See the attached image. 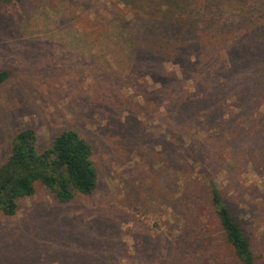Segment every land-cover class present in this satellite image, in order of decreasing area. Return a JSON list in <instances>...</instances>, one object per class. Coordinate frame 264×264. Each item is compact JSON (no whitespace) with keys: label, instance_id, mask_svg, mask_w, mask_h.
<instances>
[{"label":"rangeland","instance_id":"rangeland-1","mask_svg":"<svg viewBox=\"0 0 264 264\" xmlns=\"http://www.w3.org/2000/svg\"><path fill=\"white\" fill-rule=\"evenodd\" d=\"M142 1L0 4V70L9 72L0 83V164L18 130L34 128L40 149L71 128L91 143L98 172L91 194L59 202L37 182L15 215L0 212V264H242L208 202L209 182L264 264L260 120L227 114L225 103L214 117L208 71L205 80L186 78L166 61L157 80L132 62L114 26L151 16L163 0ZM210 8L264 24V0ZM197 84L202 97H194Z\"/></svg>","mask_w":264,"mask_h":264},{"label":"trees","instance_id":"trees-1","mask_svg":"<svg viewBox=\"0 0 264 264\" xmlns=\"http://www.w3.org/2000/svg\"><path fill=\"white\" fill-rule=\"evenodd\" d=\"M18 1L0 0V4ZM213 1L232 8L233 1L247 0H163L152 7L151 16L133 14L129 19H119L120 23L114 26L119 29L116 33L122 42L119 45L126 46L132 62H139L157 80L163 73L160 64L166 61L178 65L186 78H193L194 74L205 80L204 73H212L215 80L210 95L216 99L211 104L212 115L218 118L220 107L226 109L225 103L229 108L227 114L259 119L256 128L262 132L264 113L255 109L264 105V24L252 22L245 14L221 12L213 16L210 14ZM149 2L153 4L154 0L141 3ZM114 21L113 18L106 22ZM238 52L245 55L240 58L242 62L235 60ZM221 56H224L222 62ZM220 63L225 68L223 71L218 69ZM8 73L7 69L0 70V83ZM196 88L194 97H202L198 84ZM249 100L252 103L245 102ZM92 155L91 143L74 129H63L52 137L48 146L40 149L34 128L18 130L11 139L8 156L0 164V212L15 215L20 199L32 196L37 182L47 187L59 202L70 201L76 192L91 194L98 184ZM206 189L225 243L242 264H256L250 239L220 190L213 182Z\"/></svg>","mask_w":264,"mask_h":264}]
</instances>
